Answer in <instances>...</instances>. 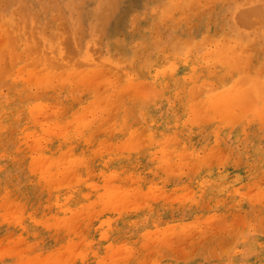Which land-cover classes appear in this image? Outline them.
<instances>
[{
  "label": "rangeland",
  "instance_id": "rangeland-1",
  "mask_svg": "<svg viewBox=\"0 0 264 264\" xmlns=\"http://www.w3.org/2000/svg\"><path fill=\"white\" fill-rule=\"evenodd\" d=\"M107 1L0 0V63H2L0 65L3 67L5 65L8 66L5 67L6 70L1 67L7 74L4 73L3 77L0 74V264H168L166 249H169L172 253L176 252L173 255L176 256L179 262L190 264L191 262L194 263L197 257L196 252L191 257L193 260L186 257L188 241L197 242L202 239V236L207 237V235L212 238L218 231H220L221 239H224L229 236L226 230L245 227L243 225L246 220L245 213L241 211L235 212L232 203L230 205L227 203L225 206L230 208L229 212H234V215L229 217L223 210L214 212V208H212L214 203L211 200L203 199L201 204H199L200 201L197 203L193 202V181L194 183L196 182L194 177L197 176L198 172L196 159L199 157L211 163L221 162L227 156L224 148L227 142L224 141L217 149H213L214 146L208 144L198 154L186 153V151L180 152L170 140L165 143L168 148L167 151H160L157 149V145H154V163L160 165L162 168L161 175L164 177L161 180L154 179L149 181V183L142 182L141 179L137 183L136 179H134L135 177L137 178L136 173L134 171L123 173L122 164L116 162L118 161L115 159L117 155L125 154L131 149L134 151L136 147L141 148L143 141H145V136L144 134L140 136L139 134L135 135V133H120L119 127L118 129L115 128L118 120L127 122V118L124 117V112L121 109L122 104L106 97L105 89L103 86L97 85L99 82L91 74H93L92 71H101L102 69L114 71L113 68L111 69L112 66L116 67L115 70L119 68H117L116 64L112 63L111 65V62H109L110 66H106L108 62L105 61V58L112 52L111 55L119 59V51L111 48V44L117 45L115 41L118 38H127L124 28L127 22L132 19L131 17L141 13V6L144 5L145 0H123L124 3L118 14L113 13V8L118 0H110L113 5L110 11L108 10L109 7H106V5L110 6V2L108 1L107 4ZM232 1L236 5L235 13L233 10H231L232 12L230 11L234 16L240 14V11L243 12L247 9H264V0ZM74 5L77 6L74 8ZM257 5L258 7H256ZM250 7H253V9ZM77 9L78 11H76ZM96 11L98 15L93 14ZM90 12H93L92 15ZM99 14L100 18L98 19ZM102 16L111 17L112 19L104 22ZM209 19L211 22L215 21L212 17ZM253 19L255 21L259 18H252V21ZM257 21L259 22L260 20ZM199 22L203 23L202 21ZM103 23L105 24L103 25ZM11 24L14 26L20 25L23 28L26 27L27 33H31L36 37L46 36L45 52L47 56L43 58V56L37 54L38 52L33 49L34 46H30L32 39L28 42L26 49L16 45H13L12 48L9 47L7 45L9 32L13 31L15 36L22 35V30H16ZM207 25L210 26L211 24ZM207 25L202 28V33L207 34ZM259 25L258 29L256 27L253 30L257 36L256 34L252 35L255 37L262 36L263 39L261 41L264 44V30L260 28V26L264 28V23L262 22ZM179 27L181 28V25L174 29L177 33L170 28L163 27L161 33H157L158 39L162 43L154 41L153 46H151L153 49H150L148 45L137 46L134 41L135 47L141 50L139 51L140 55L138 54L137 56L138 60L141 59L139 63H143L146 59L149 60L145 69L147 72L150 71V74L158 75L159 71L167 67L164 65H167L166 62L168 60H172L175 57L182 59L186 56L187 50L192 51L191 59L195 60L201 57L206 59L207 54L216 49L215 38L207 39V37H202L200 31L197 32L189 27L190 29L187 28L185 30V38L182 39L181 35L178 34ZM260 29L261 31H259ZM42 30L44 31L42 32ZM241 30L244 32L243 27H241ZM245 30L250 31L248 29ZM58 33L59 35H57ZM80 35H84L83 38ZM68 36L69 39L67 38ZM70 36L74 44L71 42ZM212 36H215V33ZM36 37L33 45H36L37 41H39ZM52 37L56 38L55 40L58 37L57 41L61 44L64 52L69 53L72 51L74 56H69L70 58L67 57L68 59L65 60L64 55L66 53L61 58L58 55H54L52 53L54 51L49 48L48 43V40L53 41ZM189 37L192 38L190 39ZM255 37L252 38L255 39ZM15 43L24 45L23 39H17ZM90 44L93 45L89 47ZM96 44L99 46L97 47ZM67 48L73 50L70 51ZM75 49L79 50V54ZM150 50L153 51L151 54ZM84 52L87 53V58H84ZM94 53L96 56H94ZM101 54L102 56H100ZM105 55L106 57L104 58ZM37 57L39 58L37 59ZM93 57L95 58L93 59ZM69 59L73 62H69ZM34 60L36 62L43 60V62L36 63ZM153 60L158 62L153 65ZM51 62H55V65H58L55 69L56 71L54 70L57 72L58 77L73 68L70 72H89L85 74L87 77L85 76L84 78L83 76V88L78 103L67 101L60 104L58 101L61 97L64 98L68 95L67 83L70 81L69 78H59L62 82H60V87L58 86L59 89L57 88L55 94L51 91V88L48 89L50 83L44 85V87L42 86L44 82H47V79L42 77L40 81V73L44 70L43 76H45L47 71L53 70L51 69L53 68ZM92 62H94L95 67L90 66ZM28 77V84H26L27 82L25 81ZM91 78H94L92 79L93 81H91ZM129 79L133 80V76ZM5 81L8 83L6 84ZM11 83L15 84L14 88H11L10 85L4 86ZM121 83L124 84L123 81ZM88 87L90 90L94 89L95 91L90 92ZM23 88L27 89L29 96L24 95ZM43 92L45 93L43 94ZM89 92L97 95L100 93L97 105L93 104ZM70 97L75 98V95L72 94ZM114 99H118V97L115 96ZM243 104L236 105L240 113L243 112ZM103 105H105L104 108L109 105L108 109H102ZM116 106L117 108H114ZM157 107L155 101H151L148 102L145 108L146 112L150 114L152 121H154L153 112H155ZM114 109L116 110L113 113L112 110ZM103 110H105V113ZM93 112L97 116L96 114L93 115ZM231 112V110L225 112L222 109L218 114L219 117H222V113L223 116L225 114L223 118H220L222 120L221 125L227 126L230 130L232 125H236V121L232 119ZM89 113L97 118L99 115V120L87 115ZM86 117L89 119L86 120ZM263 119L264 115L259 122L261 130H264ZM134 120L140 121L139 125L145 123L144 121L142 122L143 119L139 115ZM129 121L128 129H132L133 119L130 118ZM83 125L86 127L83 128L86 129V132H89L90 129L93 131V135L89 137L90 140L88 139L89 141L87 142L85 140L84 149L75 148L71 152L70 150H62L59 144L65 139V135L72 134L76 138L81 137L82 129L78 130V128ZM67 126L69 127L67 128ZM119 144H123L126 147L125 149L128 148L126 152L124 148H121L123 146H119L121 150H118ZM109 145L112 147L111 150ZM132 145L135 147H132ZM242 148L243 143L239 142L237 149L241 150ZM49 149L54 154L51 158L46 154ZM86 149L87 153L84 154L83 152ZM177 152L181 153V155H178ZM235 156H238V154ZM106 159H110L109 161H112V163H105ZM234 160L237 163L243 161L241 157H237V159L234 157ZM105 165H108V167H104ZM178 167L183 168L180 169ZM193 169L195 170V175L192 172ZM218 171L219 173L224 171L221 163ZM182 174L185 175L184 178H182ZM235 178L236 176L231 179L232 181L230 180L231 185L235 184ZM127 180L131 181L126 184ZM159 182L161 184H157ZM261 182H263L262 185ZM81 186L82 188L86 186L94 187L96 190H84L80 188ZM159 190L163 193V197L160 195L161 192ZM248 190V196L252 201L254 199L253 203L260 205L264 209V174H260L258 180L249 183ZM250 191L252 192L250 193ZM169 193L170 195L168 196ZM169 197L170 200H167L166 198L169 199ZM152 200L153 202L154 200H159L158 202L163 206V209L166 208L168 210V212L162 214L161 218L151 214L153 202L151 207L148 206V203ZM186 201L187 203H185ZM205 205L208 206V209ZM259 211L261 210L258 208L257 216L260 215ZM121 222H123L124 227H120ZM173 225L182 226L181 236L178 239H173L177 236L174 229H171ZM246 228L252 229L249 225ZM215 230H217L216 233L214 232ZM203 232L204 234H202ZM236 233L237 231L234 234ZM241 233H246V231H238L237 235ZM191 234L196 235V237H192ZM252 240L251 246H257L258 240L254 238ZM158 241L159 243L155 246ZM229 243L230 241L223 242V246L216 250V256L221 254L219 257L222 258L228 249L233 250V252L228 250V254H234L235 257L236 254L240 256L241 247L234 251L233 245L229 248L227 247L230 245Z\"/></svg>",
  "mask_w": 264,
  "mask_h": 264
},
{
  "label": "bare ground",
  "instance_id": "bare-ground-1",
  "mask_svg": "<svg viewBox=\"0 0 264 264\" xmlns=\"http://www.w3.org/2000/svg\"><path fill=\"white\" fill-rule=\"evenodd\" d=\"M106 1L107 0H105V2ZM108 1L110 2V0ZM108 1H107V4H108ZM123 3H124L123 0H118V2L115 3V6L113 8L114 14H118L120 12L119 10L122 8ZM75 6L77 5H74V8ZM111 6L113 7L111 2H110V6L106 5V7H109L108 8L109 11L112 10ZM141 7H142L141 13L131 17L132 19H130L127 22L124 28L127 38L126 39L118 38L115 41L117 45H114L113 43L111 44V48H115L119 51V55H120L119 59L112 56L111 55L112 52H110L109 55H107V57L106 55L104 56V58L106 57L105 61L108 62L106 66H110L109 62H111V65L112 63L116 64L117 68L119 67L120 69L118 68L117 70H115L116 67L112 66L111 69L113 68L114 71L113 70L106 71V69H102L101 71H92L93 74H91L97 80V82H99V84L97 85L103 86V88L105 89L104 92L106 94V97L111 98L110 100H115L117 103L119 102V104L121 102L122 104L121 109L124 112L123 113L124 117L127 118V122L125 123L122 120L121 121L118 120L117 127L115 126L114 127L117 129L119 127L120 133H135V135L139 134L140 136L141 134H144L145 136V141H143V145L141 143L142 145L141 148L136 147L134 151H132L133 149H131L132 152L129 151L125 154L117 155L115 159L118 161L116 162L122 164L123 171H124L123 173L127 171H134V173H136L137 175V178L136 177L134 178L136 179L137 183L139 182V179H141L142 182L149 183V181H152L154 179L161 180L162 177H164L163 175H161L162 168L160 167V165L154 163V155H153L155 151L153 148L154 145H157V149L160 151H167L168 148L165 143H167L170 140L174 143V145L177 146L178 151L180 152L186 151V153L198 154L208 144H211L212 146H214L213 149H217L220 145L224 143V141L227 142L224 147L225 151L227 152V156L221 162L216 161L215 163L214 162L211 163L210 161H207L206 159H201L199 157L196 159L198 172L196 174L197 176L194 177L196 182L194 183L193 181V184H194L193 202L197 203L200 201L199 204H201L202 203L201 201L203 199L211 200L214 203L212 207L214 208V212H221L223 210L224 213H226V215H229V217L233 216L234 212L233 213L229 212L230 208L225 207V206L227 203L229 205L230 203H232L233 208L235 209L234 210L235 212L241 211L245 213L244 215L246 217V220H245V223L243 224L245 225V227L243 228L237 227V228L230 230L228 229L229 227L228 226L227 227L228 230L226 231L229 236L224 239H221V234L219 233L220 231H218L217 234H214L212 238L207 235V237L202 236L201 237L202 239H200V241L198 240L197 242L188 241L187 242L188 249L186 252V257L191 258L193 253L196 252L195 254L197 258L194 260L195 261L194 263L191 262L190 264H264V220H263L264 209L260 205L253 203L254 199L252 201L250 197L248 196L249 195L248 184L254 182L255 180H258L260 174H264V130L263 129L261 130L260 125H259L260 124L259 122L262 120V116L264 115V44H262V41H261L263 39L262 36L255 37L252 35V34L254 35L256 34L255 31L253 32V30H255L256 27L258 29L259 28L258 25L259 24L261 25L262 22L264 23V11H263L264 9L261 10L260 8V10H257L256 8V10H254L253 7H250L253 10H248V9L244 10L242 8L244 11L243 12L240 11L239 12L240 14H237L236 16H234L233 13H231L232 12L231 10H233L234 12V9H236V5L233 3L232 0H145L144 5ZM256 7H258V5ZM78 9L76 11H78ZM93 12H90V14L92 15ZM93 14L98 15L97 11ZM100 14L98 16V19L100 18ZM95 15L93 16L95 17ZM110 15H111V12H110ZM102 17H103L102 20L104 22H108L112 19L111 17L110 18L105 17V16H102ZM210 17L214 18L215 21L211 22L209 19ZM252 18H259L256 20H260V21L259 22L257 21L258 22L257 23L256 20L254 21V19L252 21ZM199 21H202L203 23L201 24V22ZM13 24L15 23L13 22ZM13 24H11V26L16 28V30H19V29L22 30V35L15 36L13 31L9 32L8 33L9 36L7 38L8 43L6 42L9 47L12 48L13 45L14 46L16 45V46H20V48L26 49L28 46V42L31 41L30 39H32L30 46L31 45L34 46L33 49H35L38 53L36 51L35 52L39 56H43V58L47 56L45 52V46L47 44V39L45 38L46 36L44 34L43 35L45 37H40V36L36 37L31 33L28 34L26 27L23 28V26H20V25L14 26ZM104 24L105 23H103V25ZM207 24H211V25L209 26ZM180 25H181L182 30H180L181 28L179 27L180 29L178 31V34L181 35L182 39L185 38V30L191 27L195 29L197 32L200 31L202 37H207V39H210L211 37L215 38L214 41H215L216 49L208 53L206 56V59L201 57L195 60L191 59L192 51L187 50L186 56H184L182 59H178L177 57H175L172 60H168L166 62L167 65L163 64L164 66H167V67H165V69L163 68V70L161 69L162 71H159L158 75L150 74V71L147 72L145 69L147 67L149 60L146 59L145 61H143V63H139V61L141 62V59L138 60L137 56L138 54L140 55L139 51L141 50L135 47L134 41L137 43V46L148 45L150 49H153L151 48V46H153L154 41L162 43L161 40L158 39L157 33H161V29L163 27L165 28L167 27V28H170L171 30H174V29H177V26H180ZM204 25L208 26L207 28L208 31L205 30L207 34L202 33L203 32L202 28H204ZM241 27H243L244 32H242ZM244 28L250 30L251 32L245 30ZM260 28L264 30L262 26H260ZM261 29L259 31H261ZM43 31L44 30H42V32ZM191 31L193 32V30ZM75 33L77 34V32ZM213 33H215V36H212ZM67 34H70V33H67ZM57 35H59V33ZM258 35H261V34H258ZM35 37L36 39L38 38L39 41H37L36 45H33V41ZM53 37H52L53 41L48 40V43L50 46L49 48H51L54 51L52 52L54 53V55H58L61 58L66 52H64L61 44L58 43L57 41L58 37H57V40H55L56 38H53ZM162 37H165V36H162ZM252 37H255V39ZM67 38L69 39V36ZM189 38L191 39L192 37H189ZM17 39H20V40L23 39L24 45H21V44L18 45L17 43H15ZM70 39H71V36H70ZM252 39H254V41H252ZM71 42L73 43V40ZM92 45L90 44L89 47H91ZM98 46L99 45H97V47ZM67 49H70V51L73 50L71 48H67ZM75 51L79 54V50L75 49ZM152 52L153 51L150 50V54ZM21 54L23 55V53ZM66 54L64 55L65 56L64 59L66 58L65 60L74 56V53H72V51ZM84 54H83L84 58H87L86 57L87 53L84 52ZM88 54H91V53H88ZM94 56H96L95 53H94ZM100 56H102V54ZM38 58L39 57H37V59ZM94 58L95 57H93V59ZM71 59L73 60V58ZM43 60L41 61L43 62ZM72 60L69 59L68 61L70 62ZM34 61L36 62V60ZM39 62H36V63H39ZM157 62L158 61L153 60L152 63L153 65H155ZM93 63L94 62H92V65L90 66L95 67V64ZM99 64H102V63H99ZM6 66L7 65H5V67ZM51 66H53V68H51L53 70H49V71L46 70L47 74L45 76H43L44 70L41 71L40 73V76H39L40 81L42 77L47 79V82H44V84L42 83L43 84L42 86L44 87V85L50 83L48 85L49 87L48 89L51 88V91L55 94L59 84H61L60 82H62L59 78L60 77H66L67 79L69 78L70 81L67 83V86L69 89L68 95L64 98L61 97L60 100L58 101L60 102V104H63L67 101L78 103L80 93L83 88L82 87V84H83L82 81H84L83 76L84 78L85 76L87 77V75L85 74L89 72L87 73H83L81 71L70 72L74 69L73 68L67 73L60 74V76L58 77L57 72H55L56 71L55 69L57 68L58 65H55V62H51ZM1 67L3 66L0 65V74L3 77L4 73H6L4 72L6 69L5 67H3L2 69H5V70H2ZM87 67L91 69L89 66ZM152 70L154 69L152 68ZM53 76H56V77H53ZM132 76H133V80H130L129 78ZM94 78H91V81H93L92 79ZM20 79H21V76H20ZM28 79L29 77L26 79L25 82H27ZM121 81H123L124 84H122ZM134 81L138 85L137 84L135 85ZM5 83L7 84L8 82L5 81ZM6 84L4 86L10 85L11 88L15 87L14 83H11L8 85ZM26 84H28V82ZM99 90H100V87H99ZM91 91H95V90L91 89L90 92ZM23 92L25 96H29L26 88H23ZM90 92H89V95H91L90 97L93 100V104L97 105L98 100H99L98 95L100 93L97 95V94H93V92L90 94ZM44 93L45 92H43V94ZM72 94L75 95V98L70 97ZM115 96H117L118 99H114ZM151 101L153 102L155 101L156 106H158L157 108H155V112H153L154 121L151 120L150 114L147 113L145 110L146 106L148 105V102H151ZM237 103L239 104L237 105ZM242 103H244L242 107L243 112L240 113L236 105L239 106ZM104 106L105 105H103L102 109L104 108ZM117 106L114 108H117ZM108 107L109 105L108 106L106 105L107 109ZM222 109L225 112H229V110L232 111L231 112L232 119L236 121L235 122L236 125H232L231 130L227 126L224 127L223 125H221L222 120L220 118H223L225 114L223 116V113H222V117H219L218 114L222 111ZM101 110H97V111H101ZM115 110L116 109L112 110L113 113ZM97 111L95 112L97 113ZM104 111L105 110H103V112ZM95 112H93L94 113L93 115L96 114ZM87 115H91V113ZM138 115L139 117H142L143 119L142 122L143 121L145 122L144 124L139 125L140 121L134 120L135 117H137ZM87 117L85 118L86 120L89 119V118L87 119ZM92 117H95V116H92ZM100 117H101V114H100ZM95 118L98 119L99 115H98V118L97 117ZM130 118L133 119L132 129H128ZM227 121H228V118H227ZM68 127L69 126H67V128ZM83 128H86V127L83 125L80 128H78V130L82 129L81 134H80L81 137L76 138L75 135H72V134H69L67 136L65 135V139H63V141L59 144V147L62 150H67V151L70 150V152L74 150L75 148H79L80 150H83L84 149L83 145L85 143V140L86 142L89 141L90 135H93L92 129H90L89 132L88 131L86 132V129H83ZM199 128L200 130H198ZM239 142L243 143V148L241 150L237 149V147L239 146ZM123 144L118 145V148H119L118 150H121L119 146H123ZM134 145H132V147ZM129 147L131 148V146ZM121 148L125 149L126 147L123 146ZM111 149L112 147H110V150ZM127 149H125L124 151L126 152ZM83 153L86 154L87 149ZM46 154L50 158L54 156L51 149L47 150ZM177 154L181 155V153L179 154L178 152ZM236 154H238V156H235ZM234 157H236V159L237 157H241L243 161L237 163L234 160ZM109 160L110 159H106L105 163H112V161H109ZM49 161L48 163H50ZM220 163L224 170L222 173H219L218 171ZM104 167H108V165H105ZM192 172L195 175L194 169ZM184 174H182V178L185 177L186 174L185 175ZM123 175H126V174H123ZM235 176H236L235 178L236 182L235 184L231 185V181H232L231 179H233ZM117 181H120V180H117ZM128 181L129 180H127V182L125 181L126 184L128 183ZM157 184H161V183L159 182ZM262 184L263 182H261V185ZM80 188L84 190H94V191L96 190L94 187L90 188L87 186L83 188L81 186ZM251 192L252 191H250V193ZM160 195L162 196L163 193L161 192ZM169 195L170 193L168 194V196ZM166 199L170 200V197L169 199L168 198ZM158 201L154 200L153 202L152 200L148 203V206L151 207L152 202H153L151 214L156 217L161 218L162 214L165 212H168V210L166 208L163 209V206ZM260 202L262 203V201ZM185 203H187V201ZM207 205L209 206V204ZM207 205L205 206L208 209ZM258 208L259 210H261L259 211L260 212L259 216H257V213H256ZM209 209L211 208L209 207ZM237 224L239 225V223ZM248 225L252 227V229L246 228V226ZM120 227H124L123 222H121ZM172 228L174 229L175 235H177L173 239H178L181 236L180 234L182 231V226L173 225L171 226V229ZM213 228L215 227L213 226ZM242 230H245L246 233H241L237 235L238 231H242ZM216 231L217 230H215L214 232L216 233ZM236 231L237 233L234 234ZM202 234H204V232ZM192 237H196V235H192ZM253 238L258 240V245L255 247L251 246L253 242L252 240ZM160 241H161V238H160ZM227 241L228 242L230 241L229 243L230 245L227 247L229 248L231 245H233L234 251H236L235 249L241 247L240 256L236 254V257H235L234 254H228V250H231L228 248H227L228 249L227 253L223 255L222 258L219 257L221 255L220 253H219L220 254L219 256H216V252H217L216 250H219L220 247L223 246L222 245L223 242L226 243ZM158 243L159 241L155 244V246ZM170 248L171 250H173L172 247ZM131 252L133 253V251ZM230 252H233V250H231ZM173 253L176 254V252H173ZM173 253L169 249H166L168 264H184L182 262H179V260L176 258V256L173 255Z\"/></svg>",
  "mask_w": 264,
  "mask_h": 264
}]
</instances>
